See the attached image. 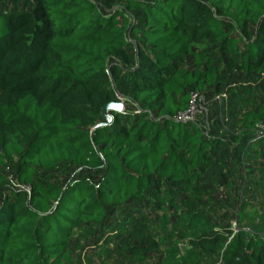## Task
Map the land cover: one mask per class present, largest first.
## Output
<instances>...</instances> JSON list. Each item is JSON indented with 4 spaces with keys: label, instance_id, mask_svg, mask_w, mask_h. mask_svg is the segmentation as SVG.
<instances>
[{
    "label": "trees",
    "instance_id": "16d2710c",
    "mask_svg": "<svg viewBox=\"0 0 264 264\" xmlns=\"http://www.w3.org/2000/svg\"><path fill=\"white\" fill-rule=\"evenodd\" d=\"M9 1L14 10H0V167L12 164L31 196L9 190L0 171V264H70L76 227L100 223L153 186H181L227 149L225 138L175 118L188 110L189 90L217 80V65L192 48L207 40L244 74L264 72V0H107L124 9L110 15L95 0ZM112 79L160 120L111 112L101 126L104 106L120 101ZM239 117L251 142L244 151L257 161L264 105ZM63 163L105 169L98 183L35 179ZM200 199L186 195L173 222L185 246L215 255L230 238L226 264H264V243L248 255L245 235L216 229ZM122 244L132 255L158 249L143 219ZM183 254L177 245L166 257L177 264Z\"/></svg>",
    "mask_w": 264,
    "mask_h": 264
},
{
    "label": "rangeland",
    "instance_id": "374dc122",
    "mask_svg": "<svg viewBox=\"0 0 264 264\" xmlns=\"http://www.w3.org/2000/svg\"><path fill=\"white\" fill-rule=\"evenodd\" d=\"M95 1L104 14L124 10L121 5L108 3L107 0ZM0 10L13 11L12 2L0 0ZM192 50L198 55H207L217 65V80L214 85H207L205 91L189 90V108L175 118L188 117L206 132L207 138L209 134L225 138L227 149L224 153L221 150L218 152L216 159L206 165L204 173H191L181 186H164L160 190L153 186L150 191L139 193L115 212H107L100 223H82L76 227L69 248L70 264H171L166 254L177 245H181L186 254L177 264H226L230 238L215 255L201 251L193 253L185 246V239L175 230L173 222L180 214L186 195L201 198L200 206L213 219L216 229L228 228L236 235L244 234L249 247L246 251L248 255L262 250L259 242L264 243V145L258 148L259 159L255 161L256 151H244L251 142L248 136L241 134L238 121L243 111L264 105V72L244 74L229 56L223 55L217 45L207 40L196 42ZM194 59L195 56L190 54L188 66L192 65ZM111 81L119 102L124 105V112L132 115L149 114L150 119L160 120L132 99L120 94L118 88H121V84L118 80ZM244 89L250 90L248 97H245ZM262 136L264 121L257 129V139L261 140ZM233 137H239L241 141ZM104 169L103 165L85 169L63 163L54 170L39 171L35 179L51 181L63 187L82 178L98 183ZM0 171L5 173L8 180H16L12 164L6 169L0 167ZM8 186L11 190L10 182ZM139 219L148 225L158 249L132 255L122 240ZM140 246V243H136L135 248Z\"/></svg>",
    "mask_w": 264,
    "mask_h": 264
},
{
    "label": "water",
    "instance_id": "95a60500",
    "mask_svg": "<svg viewBox=\"0 0 264 264\" xmlns=\"http://www.w3.org/2000/svg\"><path fill=\"white\" fill-rule=\"evenodd\" d=\"M124 105L121 102H115V103H110L102 109V116L106 120V123L102 124L103 125H110L113 122V116H111V112H116V113H121L123 112Z\"/></svg>",
    "mask_w": 264,
    "mask_h": 264
},
{
    "label": "built area",
    "instance_id": "2783aa9c",
    "mask_svg": "<svg viewBox=\"0 0 264 264\" xmlns=\"http://www.w3.org/2000/svg\"><path fill=\"white\" fill-rule=\"evenodd\" d=\"M124 112V110H123ZM185 113V112H184ZM182 114V113H181ZM180 115V114H179ZM177 120L179 121H183V122H186V121H191L188 117H181V118H177ZM259 137H261V134L259 135ZM263 138V136H262ZM10 182V186L15 189V190H20V191H23L24 193H26L28 196H31V188L26 186V185H23V184H20L18 181L16 180H9Z\"/></svg>",
    "mask_w": 264,
    "mask_h": 264
}]
</instances>
